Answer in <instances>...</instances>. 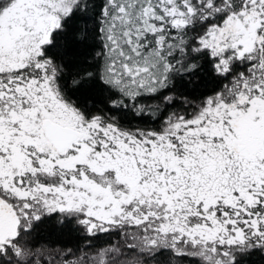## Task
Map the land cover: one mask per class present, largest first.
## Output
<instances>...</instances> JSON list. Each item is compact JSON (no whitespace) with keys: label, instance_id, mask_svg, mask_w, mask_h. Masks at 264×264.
<instances>
[{"label":"snow or ice","instance_id":"1","mask_svg":"<svg viewBox=\"0 0 264 264\" xmlns=\"http://www.w3.org/2000/svg\"><path fill=\"white\" fill-rule=\"evenodd\" d=\"M0 264H264V0H0Z\"/></svg>","mask_w":264,"mask_h":264},{"label":"trees","instance_id":"2","mask_svg":"<svg viewBox=\"0 0 264 264\" xmlns=\"http://www.w3.org/2000/svg\"><path fill=\"white\" fill-rule=\"evenodd\" d=\"M41 236L44 239H49L50 238V232L49 230L45 229L41 232ZM52 239H59L61 243H66V244H75L76 240L73 237L70 236H64V237H59V236H52Z\"/></svg>","mask_w":264,"mask_h":264}]
</instances>
